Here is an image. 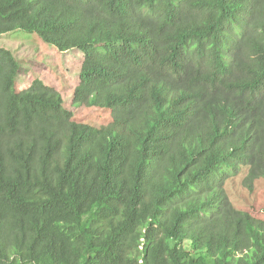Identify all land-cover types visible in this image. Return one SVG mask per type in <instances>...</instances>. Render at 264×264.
I'll return each mask as SVG.
<instances>
[{
    "label": "trees",
    "instance_id": "trees-1",
    "mask_svg": "<svg viewBox=\"0 0 264 264\" xmlns=\"http://www.w3.org/2000/svg\"><path fill=\"white\" fill-rule=\"evenodd\" d=\"M13 31L83 62L74 114L0 47V264H264V0H0Z\"/></svg>",
    "mask_w": 264,
    "mask_h": 264
},
{
    "label": "rangeland",
    "instance_id": "rangeland-1",
    "mask_svg": "<svg viewBox=\"0 0 264 264\" xmlns=\"http://www.w3.org/2000/svg\"><path fill=\"white\" fill-rule=\"evenodd\" d=\"M0 47L10 50L19 63L16 81L20 85L29 84L38 78L52 86L61 95L65 109L75 114L71 106L73 89L79 83V72L83 54L78 50L60 53L53 47L44 45L37 36L22 31L0 35ZM73 108V109H72Z\"/></svg>",
    "mask_w": 264,
    "mask_h": 264
}]
</instances>
